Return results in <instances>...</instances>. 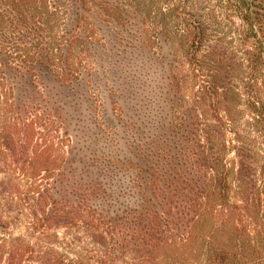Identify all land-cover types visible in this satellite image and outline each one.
Listing matches in <instances>:
<instances>
[{
  "label": "trees",
  "instance_id": "obj_1",
  "mask_svg": "<svg viewBox=\"0 0 264 264\" xmlns=\"http://www.w3.org/2000/svg\"><path fill=\"white\" fill-rule=\"evenodd\" d=\"M107 45L162 66L168 118L127 153L89 166L72 144L65 163L48 153V127L57 146L69 136L50 92L79 86ZM9 137L25 163L0 193L35 226H0V264H264V0H0Z\"/></svg>",
  "mask_w": 264,
  "mask_h": 264
},
{
  "label": "rangeland",
  "instance_id": "obj_2",
  "mask_svg": "<svg viewBox=\"0 0 264 264\" xmlns=\"http://www.w3.org/2000/svg\"><path fill=\"white\" fill-rule=\"evenodd\" d=\"M104 49L106 53L101 55L102 59L84 72H88V75L83 82H79V86L63 92L61 96L57 89L50 92L52 101L48 104L54 108L59 105L61 110H58V114L65 116L69 136L62 146H57L54 128L48 127L51 137L48 147L53 145L48 153L55 156L60 152L65 163L69 160L72 144L89 166L96 157L105 161L113 154L122 155L135 140V129L139 127L147 136L152 131V125L156 126L157 122L164 124L168 118L167 99L161 94L164 91L159 72L162 66L146 60L147 53L138 55L130 50L131 53L124 54L122 48L116 45H107ZM122 54L126 56L125 59ZM150 63H153L152 66ZM45 100L48 101L47 98ZM40 132L36 128L31 137L29 156L36 149H43V144H38ZM18 140L17 137H9L2 143L0 138V182L13 177L7 166L25 163L24 159L12 156L19 153ZM103 163L95 162V166ZM64 167L63 173L66 174V164ZM15 178L22 177L15 175ZM0 194V226H6L2 233L26 237L29 226H35L30 212L22 207L8 206L5 203L6 192L1 191Z\"/></svg>",
  "mask_w": 264,
  "mask_h": 264
}]
</instances>
